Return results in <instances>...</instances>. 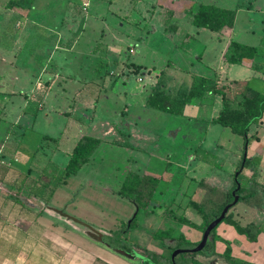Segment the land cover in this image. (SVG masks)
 <instances>
[{
  "label": "rangeland",
  "instance_id": "1",
  "mask_svg": "<svg viewBox=\"0 0 264 264\" xmlns=\"http://www.w3.org/2000/svg\"><path fill=\"white\" fill-rule=\"evenodd\" d=\"M185 1L188 2L181 1L176 4V0L174 2L173 0H33L32 7L27 9L21 1L19 2L20 7H11L9 6L11 0H0V115L4 114L6 117L0 119V141L4 140L10 124L16 122L23 128V131L27 130L26 133L32 138L37 137L34 141L42 135L56 137L60 146V154L69 152L83 136L104 141L96 149L90 162L84 165L75 176H64L62 162L50 171L48 168L44 170L40 167L37 172L33 173L34 178L32 179H36L33 180L34 184L26 190L27 194L22 193L24 197L29 194L32 198L31 221L37 218V215L45 218L41 223L47 226L48 239L59 243L64 257H74L79 262L88 264L99 254L96 249H88L68 238L66 234L69 231L73 232V237H82L109 254L122 259L107 249L102 242L93 240L86 227L68 220V217L84 223L102 235H107L120 228L121 223L129 222L136 215L137 226L144 232L146 238H150L151 227L144 219L149 218L157 210L155 213L159 214L154 215L150 222L155 230L162 226V223L159 224L157 221L165 219L161 206L151 204L147 209L150 213L145 214L143 208L140 207L138 210L134 204L115 194L121 186V180L126 177L128 168L133 169V167L128 163L130 154L126 150L109 145L107 141L112 136H106L103 129L111 112L119 109L120 102L125 101L124 93L139 92L146 80L138 82L137 79L141 78V74H134V70H128V73L124 70V73L128 74L125 86L119 82L113 90L108 89L99 95L98 89L93 88L89 82L99 81L101 83L100 78L109 82V78L119 77L123 69L117 67V63H113L119 60V56H121L120 60H129L136 64L152 65L155 68L164 66L167 55L164 47L158 46L160 44L158 35L163 33V27L161 30V24L158 21L161 12L158 10L159 7L164 9L169 6L166 8L174 11L164 12V22L168 27V32L174 30L172 27L175 24L180 26V38L185 33L194 35V31H199L198 39L202 47L196 43L192 44L193 48H199L192 54V64L187 60L188 63L185 62L179 66L188 69L191 66L190 71L193 74L199 72L202 67V64L198 63L197 56L204 46H207L206 48L210 51L206 53L204 61L215 68L217 62L215 56L218 57L219 48L223 46L228 35L217 36L220 42L217 41L212 45V42L217 40L210 36L212 32L197 30L186 24L188 15L182 16L181 14L186 7L189 8V3L193 6L192 11L199 5H214L228 10H237L239 7L252 4L253 10L237 13L238 28L247 23L249 18L253 19L257 25L264 18V0ZM88 16L90 20L86 22ZM73 18L75 22H72ZM241 38L242 35L238 34L235 40L241 41ZM72 43H76L74 49L67 51ZM117 52L120 55H117ZM169 56L172 61L179 58L176 54ZM46 67L48 72L42 75ZM50 69L57 70L61 78L43 102V97L48 91L47 85L44 84L35 88L34 92H30L32 88L29 86L27 77L31 78L32 75L38 79L43 76L41 83H48L47 81L54 76L50 73ZM236 69L238 67L234 66L229 73L231 74ZM199 81L198 78L193 80L194 84ZM84 82L89 83L83 89L84 95L90 102L88 105L81 98V94H75L73 100L71 98L72 93L77 91L80 85L83 86ZM96 98L98 102L96 112H94L93 105ZM25 108L30 111L23 113L22 110ZM52 109H59L60 112L54 114ZM34 110H38V113L35 127L30 132ZM93 118V124H90ZM152 126L161 132L155 137L156 144L148 143L143 146L146 152L153 156L163 157L170 163L180 165L186 163L191 156L190 151L194 148L191 145H194V142L186 145L179 139L178 128L170 124L168 115L161 116L159 120L152 123ZM215 129L220 130L221 127L216 126ZM196 138L193 137L192 140L195 141ZM190 146V151H186ZM171 167L176 173V168ZM29 173L30 171L23 174L12 169L9 178L12 181L13 179L14 181L15 179H29L32 177ZM179 175H176V179H181ZM253 177L264 179V172L253 168ZM55 187H58L54 194L55 198L49 205L67 216L66 219L63 216H53L51 213L44 212L45 205H48L52 195V189ZM222 187L226 189L228 184ZM224 191L226 190L222 192ZM11 193L16 192H6V195L12 198L11 202L20 203L19 199ZM168 196L171 197V194ZM262 202L264 205V196ZM181 205L184 204L181 203L179 209L175 208L177 207L175 205L172 211L177 215L181 214L183 210ZM245 208L241 205L233 210L235 221L243 226L253 221L264 222L263 213L259 217L253 212L244 214ZM185 216L194 223H200V219L190 210L186 211ZM166 219L170 221L168 217ZM50 225L59 226V229H51ZM171 225L176 232L180 231L189 235L191 232L194 233L187 226H178L175 223ZM125 237L127 238L126 235ZM141 244L144 245L143 242ZM154 249L163 252L161 246H156ZM165 253L169 252L165 251ZM195 258L204 264H225L221 259H217L214 263L210 262L212 259H206L200 255ZM131 264H139V261L132 260Z\"/></svg>",
  "mask_w": 264,
  "mask_h": 264
},
{
  "label": "crops",
  "instance_id": "2",
  "mask_svg": "<svg viewBox=\"0 0 264 264\" xmlns=\"http://www.w3.org/2000/svg\"><path fill=\"white\" fill-rule=\"evenodd\" d=\"M166 7L164 9L163 7H159L160 9L158 8V10H161L158 20L159 24H161V30L163 27V33L158 35L160 36V44H158V46H163L167 55V60L163 67L155 68L152 65L146 66L144 64L130 62L129 60L123 61L120 60L121 56H119V60L113 61V63H117V67L123 69L121 72L122 74H120L119 77L113 79L109 78V82L100 78L101 83H99V81L89 83L93 88L98 89L99 95V93L108 89L113 90L119 82L125 86V81L128 80V74H125L124 70L128 73V70H134L137 66L141 67V70L138 73L141 74V78H138L137 81L142 82V80L145 79L146 83L142 86L139 92L132 91L124 93L126 98L125 101L120 102L121 107L119 109H115V111L111 112V115L113 116L110 115V117H108V122H105L103 129L106 136H112L110 140L107 141L109 145L119 147L130 154L128 163L133 169L128 168L127 173L133 172L140 178L149 175L160 179L156 187V197L154 198L153 205H156L157 207L161 206L163 208V213H161L165 219L162 220L165 221H157L159 224L162 223V226L156 230L153 229L150 222H152L154 215L159 214L155 213L156 210L149 218L147 217L144 219L151 227V230H149L150 238L145 237V234L140 230V227L128 232L126 234L127 238L131 242L137 243L149 251L169 256V250L164 248L159 241H154V239L151 238V233L157 230L164 231L171 229L174 237L183 234L192 242L201 241L202 233L189 226L187 227L191 231H194V233L191 232V235L180 231L176 232L173 225H171L172 223H175L178 226L186 227V225L176 223L169 216L170 214H174L175 216L183 215L188 219L185 216L186 211L189 210L187 208L188 202L193 201L195 203H200L205 196L206 191L200 186V183L215 187L220 191L226 190L224 192H227L233 185V175L236 167L242 158L243 161L247 158L251 159V163L248 168L242 170V179H252L257 183L264 185V179L253 177V168L258 169L260 172H264V115L257 125L250 127L248 136L252 137V140L244 150V140L242 137L232 134L228 128L220 126V130L215 129L216 126L219 125L212 123V121L217 118L222 108V101L219 95L204 93V98L200 103L192 102L191 104L185 105L182 108V113L180 115H173L151 108L147 104L148 99L154 93L158 85H160L164 95H167L170 100L182 99L194 85L193 80L195 78L205 79L208 86L213 84L218 86L228 85L232 92L241 88V86H238L239 84L247 82L251 89L263 92L264 18H262L263 20H260L258 25L253 22V19L249 18L247 23L242 24L240 28H238L236 23L237 15L239 12H249L253 10V5L248 4L247 7H239L231 29H224L220 33L212 32L210 34L213 38H217L216 41L212 42V45L217 41L220 42V38L217 36H223V34L228 35L224 40L223 46L219 48L218 57L215 56V60L217 61L216 66H214L215 68L204 61V57L207 56L206 53H210L209 49L206 48L207 46H204L201 48L197 56L198 63L202 64V67L199 72L193 74L190 71L192 68L191 66L190 69L181 68L179 66H182V63H188L187 60L192 64V54L195 50H199V48L195 49L191 45L196 43L201 46L198 39L199 31H194V35L185 33L182 35V38H180V26L175 24L176 28L173 31L168 32V27L164 22V12L168 10L170 12L172 9L170 10ZM134 11L137 12L135 8ZM88 20H90L89 16L86 18V22ZM72 22H75V18L72 19ZM186 22V24L194 27L191 24V18L189 16L186 18ZM196 29L201 31L205 30L199 28ZM167 32L168 34H166ZM171 33L173 34L171 35ZM238 34L242 35L241 41L235 40ZM191 41L194 42L192 43ZM230 41L249 47H256L258 53L252 61L244 60L241 65L228 64L226 63L224 56L226 55ZM75 44L76 43H72L67 51H72ZM171 54H176L179 57L178 60L175 59L172 61V59H169V55ZM117 55H120L119 52H117ZM234 66L238 67V69L232 71L230 74L229 71ZM55 69L49 70L54 76L47 81L48 83H41L43 76H40L38 79L32 75L31 78L27 77L29 86L32 88L30 92H34L35 88H39L44 84L47 85L46 88L48 91L43 97V102L61 78ZM46 72H48L47 67L44 69L42 75ZM88 84L84 82L83 86L80 85V88L72 93V100L76 95L81 94V98L84 99L88 105V97L83 93V89L86 88V85ZM97 102L98 99L96 98L93 105L94 112H96L97 109ZM81 108L83 107L81 106ZM38 110L32 111L33 120L31 129L29 130L30 132H32L35 127ZM29 111L26 108L22 110L23 113ZM52 112L56 114L59 113L60 110L52 109ZM167 115L170 124L177 126L178 128L177 136L179 139L185 142L186 145H191V143L194 142V145H191L194 146V148L190 151V146L186 150H189L192 153L187 162L183 165L170 163L163 157L150 155L143 148V146L148 143L153 145L156 144L155 137L160 135L161 130L155 129V126L153 127L152 123L159 120L161 116L166 117ZM5 118L4 114L0 115V119ZM18 120L19 119H17V121ZM93 121L94 118L90 124H93ZM26 131L27 130L23 131V128L18 122L12 123L8 127L4 140L0 141V264H6V262L7 264H17L18 258L23 260L24 264H85L79 262L77 258L64 257L59 243L56 240L48 239L47 226L41 223L45 219L43 216L37 215V218L31 221L30 210L33 209L32 198L29 194L25 197L22 194H27L28 191L26 190L30 188L29 186L34 184L33 180L36 179H32L34 178L33 173L37 172L38 168L41 167L42 169L44 168V170H47L48 168L50 171L55 169L57 164H61V162L64 168L75 145L69 152H63L60 154V146L56 137L42 135L41 137H38V140L34 141L37 137L32 138V136L27 134ZM212 132H214L213 135ZM193 137H197L195 141L192 140ZM210 139L212 140L211 143H209ZM99 140H101V144L104 142L102 139ZM46 142L49 144L43 145V143ZM171 166L176 168V173L175 171H172ZM12 169L18 170V172H22L23 174H27V172L30 171L29 175L32 177L29 179H15V181L13 179L12 181L9 178V173ZM176 175H179L181 179H176ZM124 179L125 177L121 180V184ZM225 184H228V187L223 189L222 186ZM57 188L58 187L52 189V195L48 205H45L44 210L45 213H51L53 216H56V214L53 213V211H48L46 208L58 211V209L49 205L51 200L55 198L54 194ZM118 190L119 188L116 192ZM7 191L16 192L15 194L11 193V195L18 198L20 203H12V198L6 195ZM170 194L171 197L168 196ZM9 201L12 204L9 203ZM181 203L184 204L183 206L181 205L183 210L181 214L177 215L172 211V208L176 205L177 207L175 208L179 209ZM241 205L246 207L243 210L244 214L253 212L257 217H259L261 213L264 214V210H257L244 203L236 204L231 208L230 212H235L233 210H236ZM262 209H264V205ZM167 217L171 222L166 219ZM197 217L200 219L199 216ZM200 223L194 224L200 225ZM250 223L264 227V222L253 221ZM222 224L216 229V235L220 238V241L215 243V250L218 254H222L225 250V244L223 241H228L232 251V258L237 263L264 264V237H258L256 242H248L244 236L238 235L233 227L225 223V225ZM49 228L58 230L59 226L50 225ZM72 234L73 232L68 231L66 236L75 242L86 246L88 249H96V251H98L99 254L88 264H131L132 260H135L119 255L124 259L122 260L93 245L90 241L82 237H73ZM197 236H199L198 239ZM141 242H143L144 245H142ZM156 246H161L163 252L156 251V249H154ZM165 251H168L169 253L166 254Z\"/></svg>",
  "mask_w": 264,
  "mask_h": 264
},
{
  "label": "trees",
  "instance_id": "3",
  "mask_svg": "<svg viewBox=\"0 0 264 264\" xmlns=\"http://www.w3.org/2000/svg\"><path fill=\"white\" fill-rule=\"evenodd\" d=\"M20 1L27 9L32 7L33 0H11L9 6L20 7ZM176 1V4L178 2L181 3V1L188 2L185 0ZM188 7L182 11V16L188 15L194 27L215 33H220L224 29H231L237 12V10H228L214 5H199L194 11H192L193 6L190 3ZM175 28L173 26L172 30ZM257 53L258 49L256 47H249L230 41L224 59L228 64L241 65L244 60L252 61ZM140 70L141 67H135L134 74H138ZM238 86H241V88L232 92L228 85L218 86L213 84L208 86L205 79H200L197 84L190 88L185 97L179 100H170L167 95H164L160 85H158L154 93L149 97L147 104L156 110L180 115L185 105L192 102L200 103L204 98V93L219 95L222 101V108L212 123L228 128L232 134L242 137L245 150V147L252 140V137L248 136L250 127L257 125L264 115V91L258 92L251 89L247 82ZM100 144L101 140L93 137L85 136L78 140L63 168L64 176H75L89 162ZM250 163L251 159L246 158L244 161L243 158L241 159L233 175V185L227 192H222L215 187L200 183V186L206 191L203 200L200 203L189 201L187 204V208L200 217V225L192 223L183 215L175 216L170 214V218L180 225L189 226L203 234L207 227L220 217L223 210L231 206L219 225L225 223L233 227L235 232L244 236L248 242H256L258 237H264V227L253 223L243 226L233 219V214L230 212L231 208L238 203H244L258 210L263 208L264 185L252 179H242L241 177L242 170L248 168ZM159 180L149 175L140 178L137 174L129 172L116 195L134 204L138 210L140 207L143 208L146 212L145 214H148L150 213L147 211L148 207L154 204V195ZM236 199L237 201L233 205ZM137 227L136 215H134L129 222L121 223L120 228L109 232L107 235L103 234L100 242L107 249L118 255L137 259L139 264H204L196 260L195 257L198 255L206 259H212L210 262L221 259L225 264H251L234 261L228 241H223L225 250L222 254L216 252L215 243L220 241V238L216 235L217 227L210 232L209 240L203 249L197 252H193V250L198 246L199 242H192L183 234L174 237L171 229L152 232L151 238L159 241L164 248L168 249L170 252L169 256L149 251L141 245L129 241L125 235ZM177 250L182 252L172 258V253Z\"/></svg>",
  "mask_w": 264,
  "mask_h": 264
},
{
  "label": "water",
  "instance_id": "4",
  "mask_svg": "<svg viewBox=\"0 0 264 264\" xmlns=\"http://www.w3.org/2000/svg\"><path fill=\"white\" fill-rule=\"evenodd\" d=\"M235 176H237V174H236ZM236 201H237V199L235 200V202H234L233 205H235ZM230 207H231V206L226 207V208L223 210V212L221 213L220 217H219L218 219H216L215 221H213V222L207 227V229H206V230L204 231V233L202 234V239H201V241L199 242L198 246L193 250V252H197V251H200V250L203 249V247L205 246V244H206L207 241L209 240L210 232H211L214 228H216V227L219 225V223H221L222 219L225 217V214L229 211ZM46 209H47L48 211H51V212L54 211L53 213H55L56 215H58V216H60V217L63 216L65 219L67 218V216L62 215V213H61L60 211H55V210H52V209H50V208H46ZM67 219L70 220V221H74L75 223H78V224H80V225L86 227V228L89 230V232H90V233H89V236H90L93 240H95V241H97V242H100V240H101V236H102V233H99V232H97V231H95V230H93V229H90V227H88L87 225H85L84 223H82V222H80V221H77V220L72 219V218H69V217H68ZM181 252H182V251H179V250L174 251V252L172 253V258L175 257L176 255H178V254L181 253Z\"/></svg>",
  "mask_w": 264,
  "mask_h": 264
},
{
  "label": "clouds",
  "instance_id": "5",
  "mask_svg": "<svg viewBox=\"0 0 264 264\" xmlns=\"http://www.w3.org/2000/svg\"><path fill=\"white\" fill-rule=\"evenodd\" d=\"M6 264H7V262H6ZM17 264H24V262H23V260H21V259H17Z\"/></svg>",
  "mask_w": 264,
  "mask_h": 264
},
{
  "label": "flooded vegetation",
  "instance_id": "6",
  "mask_svg": "<svg viewBox=\"0 0 264 264\" xmlns=\"http://www.w3.org/2000/svg\"><path fill=\"white\" fill-rule=\"evenodd\" d=\"M215 263V262H214Z\"/></svg>",
  "mask_w": 264,
  "mask_h": 264
}]
</instances>
